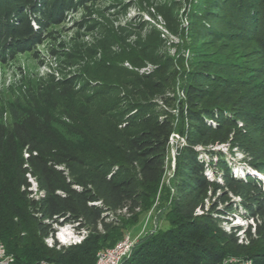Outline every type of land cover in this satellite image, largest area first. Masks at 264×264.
I'll use <instances>...</instances> for the list:
<instances>
[{
  "label": "trees",
  "instance_id": "16d2710c",
  "mask_svg": "<svg viewBox=\"0 0 264 264\" xmlns=\"http://www.w3.org/2000/svg\"><path fill=\"white\" fill-rule=\"evenodd\" d=\"M194 6L190 31L199 39L219 36L214 42L221 46L206 53L201 43V58L180 70L186 81L174 113L156 102L166 103L160 94L165 86L150 75L127 82L124 110L111 103L98 110L99 121L83 132L80 149L55 131L42 110L12 114L11 124H0V244L15 264H96L98 252L113 248L160 199L174 135L180 142L164 214L168 226L138 240L121 264H264L263 184L236 176L215 149L239 147V133L246 134L241 127L264 125L262 115L253 118L246 94L237 93L246 84L228 74L232 69H221H239L227 62V38L253 44L250 54L264 55V0H198ZM71 7L72 0H0V59L14 51L22 19L36 38L39 31L31 25L58 21ZM217 13L225 16L218 21L223 30L209 25ZM242 149L249 168L263 174V149ZM234 213L251 224H231ZM65 227L80 243L55 238Z\"/></svg>",
  "mask_w": 264,
  "mask_h": 264
},
{
  "label": "rangeland",
  "instance_id": "374dc122",
  "mask_svg": "<svg viewBox=\"0 0 264 264\" xmlns=\"http://www.w3.org/2000/svg\"><path fill=\"white\" fill-rule=\"evenodd\" d=\"M196 2L198 0H72V7L58 21L43 20L40 27L31 25L33 32L39 31L36 38H32L22 19L16 27L21 37L16 39L14 51L6 52L0 59V124H11L12 114L42 110L50 115L55 131L80 149L86 143L83 132L99 121L98 110L109 103L117 112L124 110L127 82L150 75L165 86L160 94L166 98V103L156 102L174 113L176 100L182 98L180 87L186 81L182 71L201 58L196 56L201 43L204 42L202 49L206 53L216 50L209 48L214 44L216 48L221 46L214 42L219 36L199 39L190 31L188 20L195 15ZM216 16L220 18L210 20L209 25L223 30L218 21L225 16L218 13ZM222 44L227 49L226 54H230L227 62L239 65L238 70L232 65L221 66L222 71L227 73L232 69L228 74L239 78L242 85L246 84L247 87L237 89V93L246 94L250 100L254 119L257 115L264 117V77L261 79L264 55H258L257 51L250 54L255 45L237 38L224 39ZM258 67L261 69L254 72ZM238 123L240 130L243 123L241 120ZM255 126L241 127L246 134L240 132L235 144L247 150L262 148L264 154V125ZM171 139L160 199L148 212L139 215L138 222L127 233L136 242L168 226L164 214L173 194L170 180L176 145L180 142L177 135ZM241 146L215 149L236 168V176L257 178L264 190V173L258 174L249 168L245 161L249 155ZM228 218L233 225L251 224L238 213ZM223 226L228 230V225ZM55 238L67 245L81 241L68 227L59 229Z\"/></svg>",
  "mask_w": 264,
  "mask_h": 264
},
{
  "label": "built area",
  "instance_id": "2783aa9c",
  "mask_svg": "<svg viewBox=\"0 0 264 264\" xmlns=\"http://www.w3.org/2000/svg\"><path fill=\"white\" fill-rule=\"evenodd\" d=\"M172 142L173 140H171V143ZM135 243H136L135 239L126 235L124 236L123 240H120L118 242L116 252H108V249H105V250L99 251L98 256H100V259L103 261V264H121L122 259L126 257L127 253L132 252V249L134 248ZM0 254L6 255L5 250L0 252ZM6 259H7V256H6ZM221 264H245V262L228 263V262L223 261Z\"/></svg>",
  "mask_w": 264,
  "mask_h": 264
},
{
  "label": "bare ground",
  "instance_id": "6f19581e",
  "mask_svg": "<svg viewBox=\"0 0 264 264\" xmlns=\"http://www.w3.org/2000/svg\"><path fill=\"white\" fill-rule=\"evenodd\" d=\"M171 140H173V139H171ZM124 239V238H123ZM122 239V240H123ZM118 244V243H117ZM117 244L113 247V248H111V249H108V252H116L117 251ZM3 250H5V248H4V246H2L1 244H0V252H2ZM6 252V251H5ZM131 253V252H130ZM130 253H127V255H126V257L127 256H129L130 255ZM6 256H7V259H6ZM125 257V258H126ZM124 259V258H123ZM122 259V260H123ZM122 262V261H121ZM225 262H228V263H237V262H239L238 260H236V259H230V260H227V261H225ZM0 264H15L14 262H13V260H12V258L10 257V256H8L7 254L6 255H4V254H0ZM96 264H103V261L100 259V256H98V254H97V262H96ZM245 264H252V262L251 261H246L245 262Z\"/></svg>",
  "mask_w": 264,
  "mask_h": 264
},
{
  "label": "clouds",
  "instance_id": "9594fccd",
  "mask_svg": "<svg viewBox=\"0 0 264 264\" xmlns=\"http://www.w3.org/2000/svg\"><path fill=\"white\" fill-rule=\"evenodd\" d=\"M61 243H63V244H65L64 242H61ZM67 245V244H66ZM69 245V244H68Z\"/></svg>",
  "mask_w": 264,
  "mask_h": 264
}]
</instances>
